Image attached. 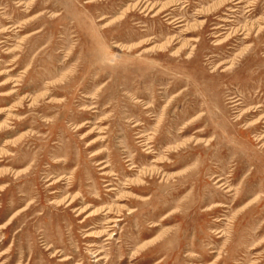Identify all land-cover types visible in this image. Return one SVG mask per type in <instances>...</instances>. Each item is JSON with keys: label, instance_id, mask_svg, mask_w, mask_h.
Instances as JSON below:
<instances>
[{"label": "rangeland", "instance_id": "obj_1", "mask_svg": "<svg viewBox=\"0 0 264 264\" xmlns=\"http://www.w3.org/2000/svg\"><path fill=\"white\" fill-rule=\"evenodd\" d=\"M0 264H264V0H0Z\"/></svg>", "mask_w": 264, "mask_h": 264}, {"label": "bare ground", "instance_id": "obj_2", "mask_svg": "<svg viewBox=\"0 0 264 264\" xmlns=\"http://www.w3.org/2000/svg\"><path fill=\"white\" fill-rule=\"evenodd\" d=\"M144 52V51H143ZM113 190V189H112Z\"/></svg>", "mask_w": 264, "mask_h": 264}]
</instances>
